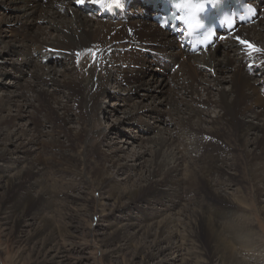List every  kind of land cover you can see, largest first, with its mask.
<instances>
[{
  "label": "bare ground",
  "instance_id": "6f19581e",
  "mask_svg": "<svg viewBox=\"0 0 264 264\" xmlns=\"http://www.w3.org/2000/svg\"><path fill=\"white\" fill-rule=\"evenodd\" d=\"M94 3L0 0V78L13 81L9 93L0 94V186L16 192L13 209L28 218L17 222L36 226L24 244L33 243L38 255L51 246L67 259L70 252L59 241L73 233L56 226L49 210L65 211L72 226L70 212L97 204L75 193L94 186L115 203H98L94 216L114 227L103 245L117 244L116 254L120 241L128 245L139 234L144 248L138 253L149 264H162L183 254L177 241L185 236L205 264H264V256L246 261L236 247L258 235L245 213L233 210L242 206L238 192L228 190L238 163L231 155L244 153L248 165L264 166V13L209 55L196 56L150 20L149 8L133 3L116 19H105ZM253 5L264 9V0ZM241 41L262 51L250 54ZM109 82L119 94L110 107L123 103L129 109L123 122L138 130L134 140L145 141L132 165L111 146L92 160L91 151L107 139L93 123L100 100L111 95ZM111 126L105 122L101 130ZM227 139L229 146L221 143ZM111 168L130 172L134 185H112ZM258 189L264 196V179ZM157 204L166 207L161 212L177 211L154 215ZM121 213L130 217L111 222ZM44 233L45 242H38ZM47 254L45 261H54Z\"/></svg>",
  "mask_w": 264,
  "mask_h": 264
},
{
  "label": "rangeland",
  "instance_id": "374dc122",
  "mask_svg": "<svg viewBox=\"0 0 264 264\" xmlns=\"http://www.w3.org/2000/svg\"><path fill=\"white\" fill-rule=\"evenodd\" d=\"M152 53L153 52H151V55H153ZM57 68L61 70V67ZM9 77L10 76L7 75L3 78H0V94L2 92L9 93L8 91L12 89L13 81L12 79L9 80ZM113 86V82L108 83L107 89H109V93L111 95L108 99L103 97L97 106L98 117L97 120L93 123V129L105 133V135H107V139L105 140V143L102 147L93 149L91 151V155H93L92 160L95 161L96 158L98 159V157L100 156L109 154L111 151L110 148L116 147L117 151H119L118 154L123 159H126L125 162L128 165H132V162H130L131 157L134 156L133 154L139 153L141 151L140 148L145 145V141H141L140 139L134 140L135 137H137V135L139 134L138 130H135L134 127H127L128 125L123 122V118L121 117L124 116V110H129L127 107H124L123 103L120 104L119 102L120 106L114 105L110 107L111 104L118 103L117 96L119 94L117 93V90L113 88ZM14 115H17V112H14ZM210 115L211 117H215V113L213 111H210ZM21 122L24 125L27 124V121L24 118L21 120ZM105 122H108L112 126L111 128L101 130V127ZM73 140L74 142H80L82 138H73ZM116 140H121L122 142L120 141L121 143H116ZM132 142L134 143L132 144ZM221 143L223 145L229 146L228 139L227 142L221 141ZM244 156V153H238L233 154L230 157L237 159L238 163L236 164L237 166L231 171L233 172V174H235V179H233V183H231L232 186H228V190L230 189L231 191H235V193H239H237V195L240 197L243 207L241 205H235L233 206L234 208H232L239 214L245 213L244 215L247 216L250 226L255 230V233L253 235H258L255 237H251V239L253 238L252 240H242L244 241V243L242 244L245 245V248L243 247L244 245L242 247H236L238 251L241 252L240 255L242 254L241 256L246 259V261L252 260L254 262V260H256L258 263V261L261 260V257L264 256V212L260 209L263 204L262 201H264V196H260L259 194H257V192H259L258 186L264 179V166H261V168L258 167L259 169L250 166V164L248 165V163L246 162ZM2 164H4V161L1 159L0 165ZM5 168L6 166L3 167V169ZM110 170L111 171L109 172V177H111L112 185L121 188H131L134 185L135 176L133 175L130 178V172L119 173L116 172L114 168H111ZM254 171H257L258 173L255 175ZM51 178L56 177L52 174ZM69 178L70 177H66L65 181L69 182ZM258 181L260 182L258 183ZM59 186L60 185L55 184V186L53 187L55 188L54 190L56 193H58L60 189ZM225 188L227 189V186ZM77 189L73 188L71 189V191H76ZM96 190L97 189L94 186H90L78 189L79 193H75L82 195V197L84 195H88L93 198V202L96 200L97 204H93L92 206L85 208V210L76 208L73 212H70L72 213V215L76 216L74 217L75 221L73 222V227L69 224L70 218L67 217L65 211H63L64 214H61L56 210L54 212H52V209L49 210V214L54 216L56 226L60 228H69V230H71V232L73 233V238H71V240L69 239L67 240V242L59 241L61 246H63L64 249L70 252L66 259V256L58 254V252H56L57 249L51 248V246H47L44 249L45 251L43 250V253L38 255L34 251L33 243L27 245L24 244V241L26 240L28 235L34 231L36 226L25 227L23 223L20 224L17 222V220L21 219V221H24L28 218H23L13 209L12 201L16 192L14 190H6L4 187L0 186V264H149L146 261L144 255L138 253V247H143V239L139 234H136V236H132L135 239L133 238L134 240L132 239L133 241L128 245H125L124 243H122V241H120L119 244L122 246V249L118 251L117 254L116 252H112V247H115L117 244L114 246L110 245V247L103 245V242H108L111 240L114 227L108 226L109 223L104 222L102 218L94 216V211L98 210V203L108 204V207H111L115 203L112 199L108 198L109 194H104L102 196L101 193ZM162 209H166V207L157 204L155 205V212L153 211L152 214L158 215V212H160L164 214L162 216L164 218L170 216V213L172 215L175 213V211H177L172 210L171 212L169 211L167 213H164V211H160ZM15 214H17V216ZM192 214V218L196 219V213ZM129 217V213L115 214L111 222L116 223L121 221L122 219H128ZM162 217H159L157 221L162 220ZM181 226L183 227L184 225ZM131 233L133 232L131 231ZM47 234L48 233H44L43 236L39 238L41 241L38 240V242H45ZM181 237H183V239H181ZM181 237H178V240L181 241V243L177 241V244H181V248L184 250L183 254H171L169 260L162 264H205L202 257H197V249L193 246V243L190 242L188 237ZM46 253H48L47 255H55L56 258L54 259V261H45ZM207 256L208 255L205 254L203 255V257L206 258Z\"/></svg>",
  "mask_w": 264,
  "mask_h": 264
},
{
  "label": "snow or ice",
  "instance_id": "6c2138e0",
  "mask_svg": "<svg viewBox=\"0 0 264 264\" xmlns=\"http://www.w3.org/2000/svg\"><path fill=\"white\" fill-rule=\"evenodd\" d=\"M81 3L84 0H80ZM98 3H104V0H95ZM116 4H119L120 0H115ZM179 9L185 10V14L180 16L179 19L185 23L189 28H192L196 25V17L197 13L205 7V4L202 2H196V0H180V3L177 4ZM227 23H231V21H227ZM245 46L249 49L250 54L259 53L262 50L251 43H246L245 41H241ZM98 55V53H97Z\"/></svg>",
  "mask_w": 264,
  "mask_h": 264
}]
</instances>
